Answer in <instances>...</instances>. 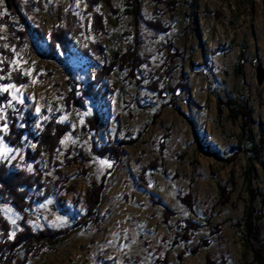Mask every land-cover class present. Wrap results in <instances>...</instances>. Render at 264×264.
<instances>
[{
	"label": "rangeland",
	"instance_id": "1",
	"mask_svg": "<svg viewBox=\"0 0 264 264\" xmlns=\"http://www.w3.org/2000/svg\"><path fill=\"white\" fill-rule=\"evenodd\" d=\"M20 1L32 30L24 43L7 27L24 31L20 19L0 0V163L31 173L37 163L51 167L48 155L27 160L35 149L28 136L19 147L6 140L14 118L19 129L30 121L35 135L53 118L72 129L56 158L69 179L64 209L49 197L28 218L36 232H70L27 264H260L242 221L253 202L264 239V150L253 149L264 131L256 69L264 68V0H139L137 20L130 0H110L119 14L104 2L96 7L104 32L95 31L85 0ZM70 13L81 34L68 52H52L51 36ZM129 48L143 61L134 73L115 68L93 86L96 101L69 106L72 92L84 98L97 73ZM18 76L25 83L13 82ZM122 142L118 158L105 150ZM49 175L58 179L53 169ZM103 180L96 218L73 227L86 214L87 191ZM0 216L13 233L22 229L11 203L0 200ZM16 256L23 259L25 247Z\"/></svg>",
	"mask_w": 264,
	"mask_h": 264
},
{
	"label": "trees",
	"instance_id": "2",
	"mask_svg": "<svg viewBox=\"0 0 264 264\" xmlns=\"http://www.w3.org/2000/svg\"><path fill=\"white\" fill-rule=\"evenodd\" d=\"M7 9L10 14L19 18L21 21L24 31H18L13 23L8 22L7 27L9 28L13 38L19 39L20 42L24 43L29 38V33H31V27L27 20L23 17L21 13V1L20 0H5ZM88 5V12L92 15L94 21L95 31L104 32V16L96 11V7L102 2L106 3L107 7L113 14H119L120 10L113 8L110 0H85ZM139 0H130L129 6L132 9V14L137 20L140 16L139 12ZM130 12V11H127ZM8 19V18H7ZM156 30L162 31V28L156 27ZM37 32V31H36ZM38 34V33H36ZM81 34V29L79 27V22L76 16L70 13L67 16V22L65 28H59L51 36L50 48L52 52L54 50L68 52L70 45L76 40ZM91 50L100 57L104 58V50L101 46L93 45ZM143 61L138 56L137 52L132 48H129L126 53H116L114 59L109 65H105L96 75V79L89 83L88 87L82 91L84 98H78L75 91L70 94L67 99L69 106L84 107V99L91 98L94 101L98 99L100 93H94L92 88L95 85L100 84L105 78L110 76L115 68L120 69L128 68L134 73L141 65ZM13 82L17 84L25 83V79L22 77H14ZM8 96L6 95L5 98ZM241 115L244 117L246 124L247 120H250V112L243 107L240 111ZM237 116V115H236ZM13 123L11 125L10 134L6 137V140L10 142L14 147H19L22 143V139L25 136L34 140L35 149L34 151H28L27 160L37 161L44 155L49 157V165L51 166L49 170L42 171L39 168L38 163L35 165V170L33 173L29 172L26 168H21L17 171H11L7 163H0V200L3 202L11 203L14 208L23 215L21 221L22 229L18 231L14 236L12 235L13 229L11 224L0 216V264H27L31 257L38 256L42 254L45 250L54 248L59 238L66 236L70 232V228L61 230H51L45 229L36 232L28 224L29 212L33 210L35 202H40L49 197H56L59 205L64 209L63 199L64 192L69 191L67 188L69 184V179H67L65 173L59 169V163L57 162V151L60 148L61 139L68 133L72 132L70 126L63 125L56 118L49 121L45 128L38 134L35 135L30 132V121L27 120V126L25 129H19L15 118L12 119ZM247 126V124L245 125ZM261 145H254L253 149L256 154H260L264 150V131L262 135ZM126 144V142L118 143V145H112L111 147L105 148L109 152V155L118 158L121 154L120 145ZM74 152L78 157L84 161L86 158H82L80 155V150L78 148H73ZM68 164H71L68 162ZM50 169L54 170L55 175L58 179L50 177ZM86 172V171H84ZM44 174H47L46 177ZM44 178V180H43ZM105 180L101 184L94 183L91 188L87 191L85 210L86 214L78 220H75L73 227L84 226L96 218V211L98 206L102 203L104 197V186ZM44 190V195L38 197L36 193L39 190ZM251 200L254 201L256 194L251 190L250 195ZM245 216L243 219V227L245 228L246 238L250 244L253 246V252L255 255V260L258 263L263 264L264 262V239L260 236L262 233L261 226L257 223L258 217L256 215L253 202L245 208ZM197 227H193L191 230L196 231ZM190 230V229H189ZM185 229L183 232V239L189 240L186 237ZM181 233V232H180ZM179 233V235H180ZM185 235V237H184ZM25 247V257L19 259L16 254L19 248Z\"/></svg>",
	"mask_w": 264,
	"mask_h": 264
},
{
	"label": "water",
	"instance_id": "3",
	"mask_svg": "<svg viewBox=\"0 0 264 264\" xmlns=\"http://www.w3.org/2000/svg\"><path fill=\"white\" fill-rule=\"evenodd\" d=\"M257 79L260 85L264 82V68L263 66H257Z\"/></svg>",
	"mask_w": 264,
	"mask_h": 264
},
{
	"label": "snow or ice",
	"instance_id": "4",
	"mask_svg": "<svg viewBox=\"0 0 264 264\" xmlns=\"http://www.w3.org/2000/svg\"><path fill=\"white\" fill-rule=\"evenodd\" d=\"M6 130V129H5ZM5 211L6 212H10L11 211V209H5ZM15 223V221H13V224ZM12 235L14 236L15 235V233H12Z\"/></svg>",
	"mask_w": 264,
	"mask_h": 264
}]
</instances>
